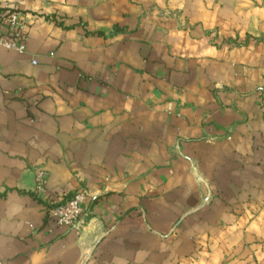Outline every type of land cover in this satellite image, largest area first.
<instances>
[{
	"label": "crops",
	"instance_id": "obj_1",
	"mask_svg": "<svg viewBox=\"0 0 264 264\" xmlns=\"http://www.w3.org/2000/svg\"><path fill=\"white\" fill-rule=\"evenodd\" d=\"M0 1V264H264V0Z\"/></svg>",
	"mask_w": 264,
	"mask_h": 264
},
{
	"label": "built area",
	"instance_id": "obj_2",
	"mask_svg": "<svg viewBox=\"0 0 264 264\" xmlns=\"http://www.w3.org/2000/svg\"><path fill=\"white\" fill-rule=\"evenodd\" d=\"M30 22L26 14L17 4L0 1V48L15 50L21 53L27 51V41ZM36 62V61H34ZM47 173L39 170L36 176V186L39 194L45 192ZM84 191L75 193L55 207V220L60 225L75 229L78 233L84 229L85 217Z\"/></svg>",
	"mask_w": 264,
	"mask_h": 264
}]
</instances>
